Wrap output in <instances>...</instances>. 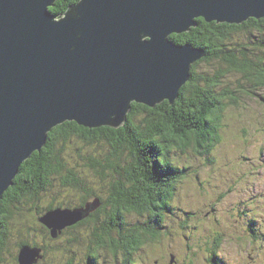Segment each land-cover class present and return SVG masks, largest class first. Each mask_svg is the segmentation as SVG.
Listing matches in <instances>:
<instances>
[{"label":"water","instance_id":"obj_1","mask_svg":"<svg viewBox=\"0 0 264 264\" xmlns=\"http://www.w3.org/2000/svg\"><path fill=\"white\" fill-rule=\"evenodd\" d=\"M55 1L0 0V202L57 126L119 129L132 103L172 105L206 50L171 35L198 19L264 18V0H79L60 19L50 11ZM100 205L53 208L37 220L54 240ZM43 257L42 247L25 244L16 261Z\"/></svg>","mask_w":264,"mask_h":264},{"label":"rangeland","instance_id":"obj_2","mask_svg":"<svg viewBox=\"0 0 264 264\" xmlns=\"http://www.w3.org/2000/svg\"><path fill=\"white\" fill-rule=\"evenodd\" d=\"M229 40V48H244L249 56L264 54V34L254 30H239ZM220 67L218 62L200 63L195 72L213 74ZM242 77L232 73L224 80V86L235 91L234 100L225 101L227 108L220 117L219 140L207 155L192 148L172 151V162L185 169V176L175 185L170 211L162 215L163 221L154 232L158 234L156 240L147 241L129 258L120 251L116 254L106 248L95 249L92 235L97 228L102 229L104 216L96 214L97 225L89 220L98 208L82 221L85 224L66 228L56 239L43 243L38 212L51 204L56 208L75 207L84 198L80 191L62 187L60 176H53L49 190L34 197V201L25 197L9 206L12 216L9 212L10 219L5 223L11 230L6 239L5 261L13 263L19 242L34 240L39 247L47 244L39 264H264V88L250 95ZM83 141L73 137L61 146L60 141L57 143L63 156L60 175L76 177L98 196L105 197L109 184L122 181V177L105 172L102 182L91 164L105 166L107 160L114 161L117 155L103 138ZM127 161V152H123L120 166L124 168ZM95 199L90 196L87 201L92 203ZM158 214L156 210L154 221L159 220ZM127 222L121 233H111L113 241L120 240L118 235L126 237L132 226L142 224V219L133 215ZM215 238L220 240L217 247ZM213 251L216 256L209 261Z\"/></svg>","mask_w":264,"mask_h":264},{"label":"trees","instance_id":"obj_3","mask_svg":"<svg viewBox=\"0 0 264 264\" xmlns=\"http://www.w3.org/2000/svg\"><path fill=\"white\" fill-rule=\"evenodd\" d=\"M78 2L79 0H56L50 11L54 16L61 18ZM196 23L197 26L188 33L172 35L170 38L176 44L189 43L206 50L205 56L192 66L190 80L181 89L179 98L172 105L163 102L155 108H148L133 104L125 124L119 129L102 127L90 130L74 122H66L48 134V141L40 153L36 152L22 164L14 185L6 191L0 202V264H8L4 256L6 239L11 230L5 223L10 219L9 206L15 205L25 197L29 198L28 201H34V197L49 190L52 186L50 179L53 176L62 178V187L84 194V198L75 207L86 204L90 196L100 199V210L95 212L89 222L93 221L97 225L98 213L100 218L104 216L108 224L103 218L102 229L97 228L93 233L95 249L106 248L116 254L120 251L129 258L128 255L136 252L147 241L158 238V234L154 232L161 225L162 215L170 211L176 183L185 176V169L177 167L172 162V151L176 149L186 151L192 148L200 155H207L218 143L220 117L227 108L225 101L234 100L232 94L235 91L224 86V80L228 75L236 73L243 76L249 87L245 91L250 95L255 94L253 91L264 88V54L256 53L249 56L244 48L228 47L231 34L239 30L251 29L264 34V18L250 19L241 25L215 22L208 24L202 19H198ZM258 44L262 46V42L259 41ZM209 62H218L222 67L216 69L213 74L195 72L200 63ZM73 137H79L88 143L103 138L114 150V155H117L116 160H107L105 166L97 162L91 164L102 182L105 181L106 174L122 177V181L109 184L105 197L98 196L76 177L60 175L63 169L61 166L63 156L59 147L71 141ZM59 141L60 146L56 148ZM123 152H127L128 156L124 168L119 164ZM53 208L56 207L49 205L42 212H38V217ZM120 210L128 212L130 216L140 217L142 224L139 227L132 226L126 237L118 235L120 240L113 241L111 233H121L126 225L124 219L118 223L111 222V217H116ZM156 210L159 211L157 216L159 220L154 221ZM83 224L85 223L81 222L76 227ZM39 227L44 234L43 243L52 241L47 229L42 225ZM219 241L214 239L215 247ZM25 244L38 246L36 241L28 240L19 242L16 248L19 249ZM40 247L45 250L47 244ZM215 256L216 253L213 251L209 261ZM90 257L88 255V259ZM12 260V264H17L16 256H13Z\"/></svg>","mask_w":264,"mask_h":264},{"label":"flooded vegetation","instance_id":"obj_4","mask_svg":"<svg viewBox=\"0 0 264 264\" xmlns=\"http://www.w3.org/2000/svg\"><path fill=\"white\" fill-rule=\"evenodd\" d=\"M128 217H131L129 214H128V212H123V211H119L118 212V214H117V216L116 217H111V222L112 223H117V222H119V221H121L122 219H124V222L126 223V224H128V222H127V218ZM162 221H163V217H162ZM40 263V262H39ZM38 263V264H39Z\"/></svg>","mask_w":264,"mask_h":264},{"label":"bare ground","instance_id":"obj_5","mask_svg":"<svg viewBox=\"0 0 264 264\" xmlns=\"http://www.w3.org/2000/svg\"><path fill=\"white\" fill-rule=\"evenodd\" d=\"M250 216H251V214H250ZM242 222V221H241ZM213 240V239H212ZM217 243V242H216ZM211 246V245H210Z\"/></svg>","mask_w":264,"mask_h":264}]
</instances>
